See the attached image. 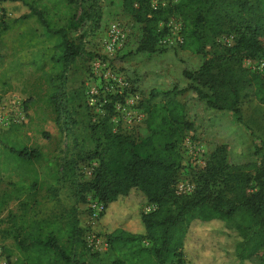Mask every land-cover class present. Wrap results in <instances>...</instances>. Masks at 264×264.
Instances as JSON below:
<instances>
[{"label":"trees","instance_id":"16d2710c","mask_svg":"<svg viewBox=\"0 0 264 264\" xmlns=\"http://www.w3.org/2000/svg\"><path fill=\"white\" fill-rule=\"evenodd\" d=\"M0 1L4 7L19 4L26 10L18 14L16 8L15 20L35 16L43 28L56 37L51 74L64 83L70 65L84 51L70 39L67 28L58 24L60 6L50 7L47 0ZM78 1L61 0L63 5ZM123 5L143 24L138 52L153 53L161 47L160 40L169 32L171 16L182 21L180 46L184 50L201 54L208 44L219 45L218 36L232 32H236L235 44L218 46L216 54L198 69L184 70L191 81L187 88L151 89L149 97L141 101L148 116L149 135L135 138L128 133L108 130L106 144L88 157L97 162L91 177L74 181L79 200L87 202L84 194L91 192L93 198L104 203L97 229L103 232L112 248L115 244L126 246L138 239H149L160 264L171 258L183 264L190 229L198 223L220 220L243 236L242 243L236 246L237 256L241 260L250 259L264 249V167L253 173L256 167L253 163L231 164L226 145H220L206 158L193 192L178 194L174 187L179 164L173 154L177 137L193 129L192 122L186 118L185 104L179 99L184 91L193 89L209 107L237 114H241L243 100L251 95L264 103L263 75L244 64L245 59L264 57L260 40L264 36V0H177L159 10L152 9L151 0H123ZM89 11V8L83 9L79 17L73 14L69 27L77 29L90 18ZM7 28L4 13L0 14V31ZM54 77L51 76L52 82ZM49 101L55 106L59 120L65 113L58 90L51 94ZM24 108L26 111L25 105ZM26 116L28 121L0 127V175L8 172L18 176L10 182L11 187L0 194V213L12 200H20L26 209L21 223L23 236L16 242L19 256L11 261L7 255L8 262L78 264L74 257L75 246L85 242V226L78 209H65L60 215H37L42 201L38 194L46 183L37 163L45 156L39 148L29 144L25 125L31 119L29 114ZM53 166L55 174L47 187L50 199L57 197L58 183L62 179L77 174L79 160L71 158ZM136 199H145L157 208L139 213L134 207ZM113 264L126 262L120 259Z\"/></svg>","mask_w":264,"mask_h":264},{"label":"rangeland","instance_id":"374dc122","mask_svg":"<svg viewBox=\"0 0 264 264\" xmlns=\"http://www.w3.org/2000/svg\"><path fill=\"white\" fill-rule=\"evenodd\" d=\"M47 1L50 7L55 4L60 6L56 17L58 24L67 28L70 39L80 44L84 51L70 65L64 83L55 78L54 73L51 74L56 37L49 34L35 16L15 20L16 8L18 14H24L26 10L21 9L19 4L4 7L0 1V14L4 13L8 24L6 30L0 31V117L10 124L29 114L31 120L25 125L29 144L44 153L45 158L37 163L40 175L46 182L38 194L42 201L37 207V215H60L65 209H78L85 226V242L76 244L74 250L78 264H113L120 259L126 264H160L149 239H138L126 246L115 244L114 248L108 246L107 249L89 247L86 239L94 230L87 224L88 204L92 196L91 192H85L88 201L82 203L76 194L74 181L89 178L88 171L94 161L88 157L106 144L105 134L108 130L128 133L135 138L150 134L148 116L141 106V101L146 100L154 88V85H147L149 81L157 84L158 89L166 90L173 87L185 89L181 86H185L188 80L175 68L168 74L154 71L156 62L152 57L162 55L165 48L170 47L161 45L150 54L133 51L143 36V24L125 10L123 0H79L70 5H63L61 0ZM88 8L90 18L85 19L77 29L70 28L71 16L76 14L79 17L82 10ZM116 19L127 29L128 39L122 50L109 56L105 53L104 45L109 24ZM169 21L171 29L179 26L177 16H171ZM171 29L169 27L168 33ZM235 36L236 32L218 36L216 41L219 45L211 47L208 44L206 50L193 56L191 61L188 58L189 62L182 61L185 70L198 69L201 60H208L216 54V49L220 48L218 46L232 47ZM173 38L176 40L177 36ZM260 40L264 45V36ZM177 45L178 51H181V44ZM97 58L103 59L98 67L94 64ZM51 76L55 78L53 82ZM55 90L59 91L65 113L59 120L55 106L49 101ZM179 99L185 104L186 118L192 122L193 129L185 130L175 143L173 155L179 167L174 189L178 194H181L179 191L183 185L195 188L197 176L206 165V158L220 145H226L227 159L231 164L253 163L257 167L253 173L257 169L263 170L264 103L251 95L243 100L241 114H237L231 110L209 107L193 89L184 91ZM71 158L79 160L77 174L62 179L58 183L57 197L48 198L47 187L55 174L53 165L64 164ZM17 179L14 173H2L0 194ZM149 205L145 199H136L134 207L143 213ZM25 212L20 200H12L0 213V264H9L7 255H10L11 261L19 256L16 242L23 236L21 223ZM96 226L95 231L101 241L107 242L106 236ZM242 241L243 236L223 221L198 223L188 234L183 264H264V249L250 259L241 260L237 256L236 246ZM163 264H177V261L171 258Z\"/></svg>","mask_w":264,"mask_h":264},{"label":"built area","instance_id":"2783aa9c","mask_svg":"<svg viewBox=\"0 0 264 264\" xmlns=\"http://www.w3.org/2000/svg\"><path fill=\"white\" fill-rule=\"evenodd\" d=\"M177 0H151V7L153 10H159L160 8H164L169 6L172 3H176ZM170 22V21H169ZM168 22V26L171 29V24ZM181 29H182V21L180 19L179 26L175 29H171L170 33H167L165 36L162 37L160 40L161 45L165 46H175L176 44H181L183 42V37L181 36ZM177 36L176 40L173 38L174 36ZM128 39V32L123 23L120 20H113L109 24V28L107 31V37L105 40V53L109 56L116 55L120 50H122L127 42ZM103 59L97 58V60L94 62V64L98 67L102 63ZM245 64L253 71H257L261 73L264 77V57L256 58V59H246ZM93 100V98H91ZM26 121V115L21 117V119L13 120V122H21ZM11 124V123H10ZM9 122H5V119L0 117V127H7L10 125ZM97 166V162H93V167L91 170L88 171L89 178L92 175V171L94 167ZM194 186L187 185V186H181L180 193L189 194L193 192ZM89 214L87 218V224L90 228H93L91 234L87 236V244L89 247L95 248H105L109 246L108 242H102L99 238V234L95 231V226H98L99 220L101 218V215L104 212V203L97 199V198H90L89 200ZM157 208L156 204L150 203L149 207L146 209L145 212H151ZM96 226V227H97ZM2 254V253H1Z\"/></svg>","mask_w":264,"mask_h":264},{"label":"crops","instance_id":"0c3cea01","mask_svg":"<svg viewBox=\"0 0 264 264\" xmlns=\"http://www.w3.org/2000/svg\"><path fill=\"white\" fill-rule=\"evenodd\" d=\"M168 47H170V48H165L162 55L152 57L153 60L156 62V63H154V66H155L154 71L155 72H163V73L166 72L168 74V72L171 69L174 70V68H175V70L178 73H182L184 75L185 65H184V63H182V61L187 60L189 62L188 59H190V61H191L194 58L193 56H196L197 54H194V53L187 51V50H184V49H181V51H178L179 46L177 44L173 47H171V46H168ZM133 51L138 52L137 48ZM147 53L150 54V52H147ZM203 62H205V59L201 60L200 65H202ZM187 80H188L187 84L185 86H181V87L187 88L190 85L191 81L188 78H187ZM166 81H167V79H166ZM162 82H163V80H162ZM153 83L154 82L149 81L147 85H154L153 86L154 88L159 87L157 84H153ZM175 83H178V82L175 81ZM98 226H99V223H98Z\"/></svg>","mask_w":264,"mask_h":264}]
</instances>
